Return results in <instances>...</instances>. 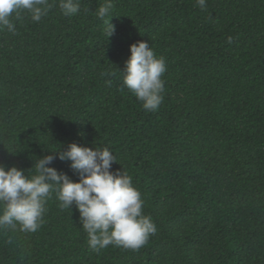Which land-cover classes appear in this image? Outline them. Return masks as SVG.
Here are the masks:
<instances>
[{"label":"trees","instance_id":"trees-1","mask_svg":"<svg viewBox=\"0 0 264 264\" xmlns=\"http://www.w3.org/2000/svg\"><path fill=\"white\" fill-rule=\"evenodd\" d=\"M104 2L65 16L49 0L39 22L24 11L0 31V164L27 174L53 154L78 181L52 151L108 146L157 231L97 252L53 192L36 232L0 229V264H264V0H112L101 20ZM141 40L167 63L151 112L120 73Z\"/></svg>","mask_w":264,"mask_h":264},{"label":"clouds","instance_id":"clouds-1","mask_svg":"<svg viewBox=\"0 0 264 264\" xmlns=\"http://www.w3.org/2000/svg\"><path fill=\"white\" fill-rule=\"evenodd\" d=\"M196 4L205 9L207 0H196ZM52 6L49 0H0V31L15 34L14 18L20 19V14L27 11L33 22H39ZM58 6L65 16L77 15L81 10L80 0H59ZM112 8V0H105L95 14L103 20ZM109 21L108 38L115 31ZM130 52L126 68L120 71L123 85L146 111L158 110L164 100L166 59L144 40L131 44ZM105 83L110 86L111 80ZM60 148L52 152L58 153L60 160L70 161V167L80 177L78 181L49 166L57 158L53 154L36 160L27 174L22 168L0 164V229L36 232L44 222L46 203L54 192L61 209L76 206L91 249L99 252L113 245L139 250L145 246L156 233V225L151 216L144 214V201L128 171L124 167L111 171L113 161L118 160L110 147L73 142L67 150Z\"/></svg>","mask_w":264,"mask_h":264}]
</instances>
